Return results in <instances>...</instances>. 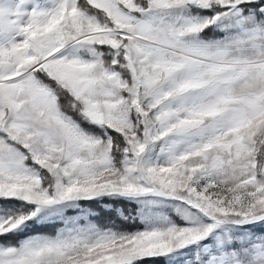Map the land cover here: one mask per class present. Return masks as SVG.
Here are the masks:
<instances>
[{
	"label": "snow or ice",
	"instance_id": "snow-or-ice-1",
	"mask_svg": "<svg viewBox=\"0 0 264 264\" xmlns=\"http://www.w3.org/2000/svg\"><path fill=\"white\" fill-rule=\"evenodd\" d=\"M0 264H264V0H0Z\"/></svg>",
	"mask_w": 264,
	"mask_h": 264
}]
</instances>
